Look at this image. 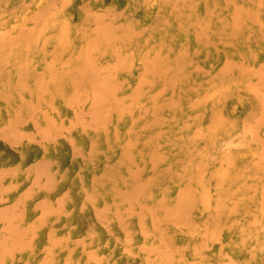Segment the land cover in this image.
I'll use <instances>...</instances> for the list:
<instances>
[{
  "label": "rangeland",
  "instance_id": "1",
  "mask_svg": "<svg viewBox=\"0 0 264 264\" xmlns=\"http://www.w3.org/2000/svg\"><path fill=\"white\" fill-rule=\"evenodd\" d=\"M0 146V264H264V0H0Z\"/></svg>",
  "mask_w": 264,
  "mask_h": 264
},
{
  "label": "bare ground",
  "instance_id": "2",
  "mask_svg": "<svg viewBox=\"0 0 264 264\" xmlns=\"http://www.w3.org/2000/svg\"><path fill=\"white\" fill-rule=\"evenodd\" d=\"M1 131H3V130H1ZM4 132V131H3ZM3 142V141H2ZM1 147V146H0ZM11 147V146H10ZM10 149V148H9ZM11 150V149H10ZM9 150V151H10ZM12 152V151H11ZM21 156V155H20ZM57 198V197H56ZM130 234V233H129ZM142 235H144V234H142ZM143 238V237H142ZM140 249H141V247H140ZM143 249V248H142ZM158 253H160V251L158 252ZM169 257V256H168ZM169 259V258H168Z\"/></svg>",
  "mask_w": 264,
  "mask_h": 264
}]
</instances>
